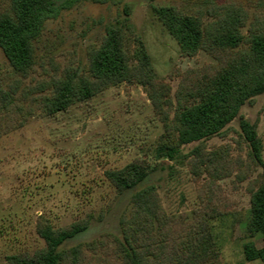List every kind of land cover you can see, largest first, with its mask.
<instances>
[{
    "label": "rangeland",
    "instance_id": "1",
    "mask_svg": "<svg viewBox=\"0 0 264 264\" xmlns=\"http://www.w3.org/2000/svg\"><path fill=\"white\" fill-rule=\"evenodd\" d=\"M52 1L62 9L56 18L45 22L35 46L36 65L26 78L13 72L0 51V87L14 97L10 110L1 112L0 264L8 256L44 246L35 233L39 216L54 228L90 216L89 228L59 250L89 244L95 261L101 257L105 264H120L118 220L130 213L135 192L154 186L164 214L175 220L199 207L197 186L186 158L198 143L175 147L169 159L166 148L175 140L166 133L144 88L134 82H123L64 111L43 115L34 100L48 93L43 90L47 73L67 64L84 70L86 48L98 45L107 27H130L147 51L156 77L169 85L173 99L180 73L212 64L213 60L203 51L192 57L181 54L153 8L173 9L209 24L213 20L209 12L215 4L233 2L247 11L248 25L254 14H264V0ZM7 4L8 0H0V13ZM242 32L246 33V28ZM134 48L132 45V52ZM241 121L256 123L262 145L260 161L253 157L242 135ZM204 146L207 151L229 146L231 156H240L249 166L242 181L236 182L235 175L219 181L231 204L227 215L211 222L220 263L264 264L247 262L242 253L245 243L262 246L260 236H251L247 224L250 189L264 180V93L255 96L251 104L242 105L223 135L205 140ZM134 160L145 164L148 177L118 194L104 172L124 169Z\"/></svg>",
    "mask_w": 264,
    "mask_h": 264
},
{
    "label": "trees",
    "instance_id": "2",
    "mask_svg": "<svg viewBox=\"0 0 264 264\" xmlns=\"http://www.w3.org/2000/svg\"><path fill=\"white\" fill-rule=\"evenodd\" d=\"M61 9L52 0H8L0 13V51L22 78L36 65L35 46L45 22L56 18ZM153 12L181 54L192 57L203 51L213 60L212 64L180 73L173 99L169 85L156 77L139 37L130 27L113 26L106 28L98 45L86 48L84 70L67 64L47 73L43 90L48 93L34 100L35 108L43 115L64 111L123 82L144 88L166 133L175 140L165 155L172 159L175 147L198 143L186 158L197 186L199 207L175 220L164 214L154 186L135 192L130 213L118 220L120 264H221L211 222L227 215L231 204L219 181L235 175V181L240 182L249 166L240 156H231L229 146L207 151L204 141L223 135L242 105L251 104L255 96L264 93V14H254L247 25V11L233 2L215 4L209 12L213 19L209 24L164 7L153 8ZM13 101V95L0 87V137L4 133L1 112H8ZM239 125L253 157L260 161L262 145L256 123L241 121ZM148 173L143 162L134 160L124 169L104 172V176L122 194L141 184ZM250 193L247 227L251 236H260L262 246L245 243L242 253L247 262H264V180ZM90 223L87 216L54 228L39 216L35 233L44 246L8 256L3 264H105L101 257L94 260L89 244L59 250L67 240L85 232Z\"/></svg>",
    "mask_w": 264,
    "mask_h": 264
}]
</instances>
